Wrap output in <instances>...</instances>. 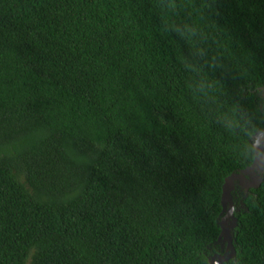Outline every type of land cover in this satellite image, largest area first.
Segmentation results:
<instances>
[{
    "label": "trees",
    "instance_id": "trees-1",
    "mask_svg": "<svg viewBox=\"0 0 264 264\" xmlns=\"http://www.w3.org/2000/svg\"><path fill=\"white\" fill-rule=\"evenodd\" d=\"M261 89L264 0H0V264H208ZM230 194L264 264V175Z\"/></svg>",
    "mask_w": 264,
    "mask_h": 264
},
{
    "label": "water",
    "instance_id": "water-1",
    "mask_svg": "<svg viewBox=\"0 0 264 264\" xmlns=\"http://www.w3.org/2000/svg\"><path fill=\"white\" fill-rule=\"evenodd\" d=\"M264 94V89H261ZM253 160L249 166L238 173L230 174L224 178L220 194V218L218 220L219 234L217 241L225 245L226 254H215L210 256L208 264H221L233 258L234 250L231 244V232L236 224L231 191L234 187L242 191L245 196L249 189H256L264 175V124L252 136ZM214 256L217 257L216 261Z\"/></svg>",
    "mask_w": 264,
    "mask_h": 264
},
{
    "label": "flooded vegetation",
    "instance_id": "flooded-vegetation-1",
    "mask_svg": "<svg viewBox=\"0 0 264 264\" xmlns=\"http://www.w3.org/2000/svg\"><path fill=\"white\" fill-rule=\"evenodd\" d=\"M226 253H228V252L225 250V245L219 243V251H218V253H216V254H226ZM214 255H215V254H214ZM216 259H217V257L214 256V260H213V261H216ZM223 263H224V262H223ZM223 263H221V264H223Z\"/></svg>",
    "mask_w": 264,
    "mask_h": 264
},
{
    "label": "rangeland",
    "instance_id": "rangeland-1",
    "mask_svg": "<svg viewBox=\"0 0 264 264\" xmlns=\"http://www.w3.org/2000/svg\"><path fill=\"white\" fill-rule=\"evenodd\" d=\"M241 191V190H240Z\"/></svg>",
    "mask_w": 264,
    "mask_h": 264
}]
</instances>
